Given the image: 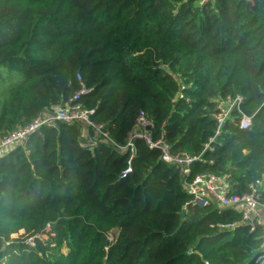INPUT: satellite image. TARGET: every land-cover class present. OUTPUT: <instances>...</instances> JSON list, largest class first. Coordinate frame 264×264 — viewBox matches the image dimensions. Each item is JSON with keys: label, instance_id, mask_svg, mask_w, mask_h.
<instances>
[{"label": "trees", "instance_id": "trees-1", "mask_svg": "<svg viewBox=\"0 0 264 264\" xmlns=\"http://www.w3.org/2000/svg\"><path fill=\"white\" fill-rule=\"evenodd\" d=\"M78 72L116 144L143 110L153 139L199 156L188 180L242 195L264 175V0H0V135L63 106ZM235 94L251 127L210 141L215 99ZM134 148L120 177L129 151L75 120L0 156V264H258L263 226L192 204L180 167Z\"/></svg>", "mask_w": 264, "mask_h": 264}, {"label": "built area", "instance_id": "built-area-1", "mask_svg": "<svg viewBox=\"0 0 264 264\" xmlns=\"http://www.w3.org/2000/svg\"><path fill=\"white\" fill-rule=\"evenodd\" d=\"M205 1L207 0H200V3L203 4ZM76 76L80 86L67 98L63 106H57L53 110L39 112L29 123L18 126L0 135V156L22 145L27 136L41 126H54L59 121L71 123L75 120H80L85 126L91 127L96 135L103 136L110 143L116 145L118 149H126L129 151L128 167L120 173V177H124L131 170L129 164L130 159L135 153L134 139L142 138L150 148H156L159 151V158L161 160L174 164L182 169L180 179L185 185L187 193L191 196L190 202L192 204L207 206L214 203L221 208H236L241 213V221L250 224L251 229L256 225L264 227V202L261 201L262 191H264V175L251 183L250 191L242 195L230 192L226 175H217L204 171L188 180L190 164L198 159L199 156H192L184 151H173L171 145L163 136L153 139L151 133L153 122L143 110L138 112L134 121L133 131L129 134L126 144H116L110 137L109 132L105 130L104 123H95L90 119V115L94 112V109L85 108L79 102L80 96L89 91V88L82 82L79 72ZM181 87L184 88L183 85ZM179 97H183L181 92L179 93ZM243 102L244 96L242 94L227 95L215 99V110L212 113V117L215 119L216 128L210 141L221 133L223 124L228 121L237 124L240 129H248L251 127L252 116L243 111ZM89 139L92 145L96 144L94 139ZM206 147H208V144L205 145ZM257 252L256 262L258 264H264V241Z\"/></svg>", "mask_w": 264, "mask_h": 264}, {"label": "rangeland", "instance_id": "rangeland-1", "mask_svg": "<svg viewBox=\"0 0 264 264\" xmlns=\"http://www.w3.org/2000/svg\"><path fill=\"white\" fill-rule=\"evenodd\" d=\"M19 79H20V76L18 75ZM21 80V79H20ZM49 230V229H47ZM22 233V231L18 232L17 234H13L12 237H17L18 234ZM113 234V233H112ZM46 236V235H43V237ZM31 241V238L28 239V242Z\"/></svg>", "mask_w": 264, "mask_h": 264}, {"label": "water", "instance_id": "water-1", "mask_svg": "<svg viewBox=\"0 0 264 264\" xmlns=\"http://www.w3.org/2000/svg\"><path fill=\"white\" fill-rule=\"evenodd\" d=\"M147 129H149V127H147Z\"/></svg>", "mask_w": 264, "mask_h": 264}]
</instances>
